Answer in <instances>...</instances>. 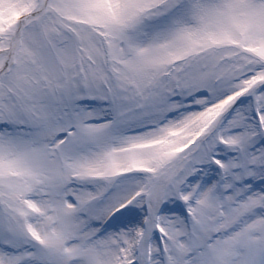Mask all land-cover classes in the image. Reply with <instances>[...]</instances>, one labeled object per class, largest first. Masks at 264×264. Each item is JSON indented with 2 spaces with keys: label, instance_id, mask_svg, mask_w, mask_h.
<instances>
[{
  "label": "snow or ice",
  "instance_id": "6c2138e0",
  "mask_svg": "<svg viewBox=\"0 0 264 264\" xmlns=\"http://www.w3.org/2000/svg\"><path fill=\"white\" fill-rule=\"evenodd\" d=\"M0 264H264V0H0Z\"/></svg>",
  "mask_w": 264,
  "mask_h": 264
}]
</instances>
